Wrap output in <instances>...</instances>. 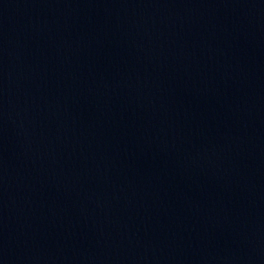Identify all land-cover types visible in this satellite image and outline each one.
Instances as JSON below:
<instances>
[{"label": "water", "instance_id": "95a60500", "mask_svg": "<svg viewBox=\"0 0 264 264\" xmlns=\"http://www.w3.org/2000/svg\"><path fill=\"white\" fill-rule=\"evenodd\" d=\"M0 264H264V0H0Z\"/></svg>", "mask_w": 264, "mask_h": 264}]
</instances>
